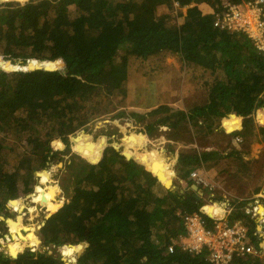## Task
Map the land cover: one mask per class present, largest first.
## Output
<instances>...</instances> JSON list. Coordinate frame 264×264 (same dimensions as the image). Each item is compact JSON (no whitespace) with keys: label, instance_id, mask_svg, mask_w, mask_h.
I'll use <instances>...</instances> for the list:
<instances>
[{"label":"trees","instance_id":"1","mask_svg":"<svg viewBox=\"0 0 264 264\" xmlns=\"http://www.w3.org/2000/svg\"><path fill=\"white\" fill-rule=\"evenodd\" d=\"M1 1L0 209L6 200L9 207L23 204L22 200H12L32 185L35 173L54 155L53 140L84 130L94 119L112 111L113 96L126 95L127 66L123 59H117L122 49L124 56L140 59L162 53L178 55L185 65L198 66L216 76L205 104L192 111L159 106L148 114H136L137 122L130 127L137 134L150 138L175 125L179 129L194 122L209 134L239 130L230 135L239 138L241 144L253 137L264 145V127L253 123L264 125V53L258 52L244 34L213 26L222 0ZM173 3L186 7L181 25H167L169 17L165 14L156 16L158 6L173 7ZM70 7L76 16H70ZM17 63L27 64L26 69L46 67L55 72L12 71ZM158 115L164 116L153 117ZM104 133L98 136L103 145L100 153L95 154V144L83 146L84 156H94L90 163L77 159L66 165L76 174L61 208L55 203L48 209L57 196L47 185L49 174H40L45 189L37 187L32 201L53 213L39 230L43 245H70L62 250L66 264H210L205 248L199 253L183 252L179 246L170 254L166 251L186 232L183 216L197 213L210 231L217 223L212 217H223L225 211L216 204L205 205V198L191 189L189 178L191 171L212 161L217 163L222 157L214 152L181 154L176 172L187 185L179 192L165 187L170 178L162 161L145 160V154L129 150L119 152L111 136ZM10 134L18 142L23 139L25 145L10 144L6 139ZM70 142L64 138L54 145L76 147ZM226 157L240 160L241 153L235 149ZM257 212L262 215L260 206ZM228 220L245 222L248 244L259 250L257 224L242 205L235 207ZM8 224L15 227L17 221ZM24 237V242L34 247L41 244L32 228ZM82 242L87 247L74 263L73 254L83 250ZM10 252L12 256L17 253ZM0 264L63 262L48 252L26 250L16 257L0 254ZM230 264H264V257L235 258Z\"/></svg>","mask_w":264,"mask_h":264},{"label":"rangeland","instance_id":"2","mask_svg":"<svg viewBox=\"0 0 264 264\" xmlns=\"http://www.w3.org/2000/svg\"><path fill=\"white\" fill-rule=\"evenodd\" d=\"M27 1L18 2L25 3ZM69 10L71 17L76 16L73 14V7H70ZM185 12L186 7L158 6L156 8V16L165 14L169 17L167 25H181ZM122 50L118 53L117 59H119L118 61L123 59L122 62L127 66L126 95L124 97L113 96L111 98L112 111L87 124L84 127L85 131L80 129L51 142L54 155L50 156L43 170L35 173L32 185L25 189V192H21L17 200H12V203L22 200L23 204H18L17 207H9L8 200H6L3 209H0V254L11 256L10 251L12 250L17 251L16 257L20 252L28 250L33 253L48 252L60 260L63 258L61 250L70 245L55 246L48 244L45 247L39 236L43 221L49 214L45 207L40 206L38 201H34L35 203L32 201L37 187L45 189V185L40 182V174L43 172L49 174L50 180L47 185L55 190L56 200L62 206L73 188L71 182L74 179L73 174H76L67 169L66 165L70 161H77V159H82L85 162L93 160L94 156H84L83 146L94 143L96 145L95 154L100 153L103 145L98 136L104 132L106 136H111L110 139L117 151L131 150L136 155L145 154V160L162 161L163 164L167 165V171L170 175V184L166 188L178 189L179 192H183L187 184L180 181L176 172L178 157L181 154L214 152L222 157L217 163L212 161L198 168L199 170H194L204 175L211 191L191 181L192 185L198 186V193L205 198V205L216 204L221 207L225 211V217L222 219L225 223L238 205H242V210L245 212L258 205L264 212V164L262 162L264 145L258 143L253 137L247 144L243 145L240 140H236L234 139L236 137L233 138L230 135L239 130L230 133L214 132L209 134L198 123L193 122L191 125L179 129L175 125L174 128L143 141V137L135 132L136 129L130 127L137 122L138 115L136 114H148L159 106H169L174 110L182 111H192L196 107L202 106L205 104L208 90L214 85L213 78L216 76L212 75L209 70H204L198 66L185 65L178 55L162 53L158 56L140 59L124 56L125 49ZM29 62L31 61H28L27 64ZM13 65L12 71H25L26 69V65L22 66L19 63ZM258 110L251 114L253 118ZM168 115L173 117V114ZM161 116L164 115L153 117ZM253 123L256 126L264 127L256 121ZM163 129L164 127L160 128V130ZM64 138H67L70 144V140L75 142L76 147H70L71 145L66 143H64L65 147L63 148L54 145L55 142L64 140ZM89 138H91L90 142L87 140ZM94 138L99 140L94 142ZM0 139L3 140L2 135H0ZM6 139L15 146L16 142L25 145L23 139L18 142L19 139H14L12 134L8 135ZM21 147L26 150V146ZM235 149L241 153L240 160L234 157H226ZM13 163L14 156L11 155L10 164ZM256 190H258L257 193ZM0 200L2 201V199ZM256 201L257 203H255ZM255 220L257 224L255 230L258 232L257 227H262L263 222L259 217H256ZM9 221H17V226L11 228L8 224ZM31 228L38 241L41 242L40 246L34 247L24 242V236ZM258 237L260 240L259 247H261L263 246L261 245L263 239L259 235ZM82 243L84 251L87 244ZM73 256V261L76 263L77 254H73Z\"/></svg>","mask_w":264,"mask_h":264},{"label":"built area","instance_id":"3","mask_svg":"<svg viewBox=\"0 0 264 264\" xmlns=\"http://www.w3.org/2000/svg\"><path fill=\"white\" fill-rule=\"evenodd\" d=\"M221 2V10L215 15L213 26L228 33L244 34L258 52L264 53V0H247L239 3L222 0ZM173 6L179 7L177 3H173ZM190 178L197 185L211 191L201 173L192 171ZM257 208L258 205L253 206L246 211V214L251 218L259 217L263 222L262 227L260 226V235L264 240V212L260 215ZM184 227L185 236L168 246V254L173 252L176 244L187 253H199L201 249H207L206 259L210 264H227L233 255L256 254L248 244L247 227L243 221L225 223L220 220L216 223L215 229L210 231L205 228L200 216L193 213L184 216Z\"/></svg>","mask_w":264,"mask_h":264},{"label":"clouds","instance_id":"4","mask_svg":"<svg viewBox=\"0 0 264 264\" xmlns=\"http://www.w3.org/2000/svg\"><path fill=\"white\" fill-rule=\"evenodd\" d=\"M234 139H236V140H239V138H234ZM192 172V171H191ZM190 172V173H191ZM189 178H190V174H189ZM191 179V178H190ZM191 181H193L194 182V180L193 179H191ZM195 183V182H194ZM192 186H195V187H197V190H194V191H199L198 189V186L197 185H192ZM192 186H191V188H192ZM200 195V194H199ZM207 205V204H206ZM205 207V206H204ZM204 207H203V211H204ZM205 212V211H204ZM207 214V213H206ZM184 217V216H183ZM225 217V213H224V215H223V217L222 218H220V219H216V218H214V217H212L214 220H216L217 222L218 221H220V220H222L223 218ZM251 217V216H250ZM235 221H242V220H235ZM254 221H256L255 220V218H254ZM228 222L229 223H232V222H234V221H229L228 220ZM243 223H245V222H243ZM246 225V224H245ZM246 227H247V225H246ZM248 228V227H247ZM258 228L259 227H257V230H258ZM257 232V231H256ZM258 235L261 237V228L258 230ZM186 234V233H185ZM185 234L184 235H182V236H180L179 238H181V237H184L185 236ZM262 238V237H261ZM179 240V239H178ZM263 241V244H261V245H263V246H261V247H259V250H257L254 246H252V245H249L250 247H252V249H253V251H255L256 252V254H253V255H250V256H237V255H233V257L227 262V264H230L235 258H249V257H254V256H260V257H264V240H262ZM248 242H249V240H248ZM172 244V243H171ZM176 246H177V244H176ZM176 246H174V247H176ZM179 249L181 250V251H183L180 247H179ZM167 252V251H166ZM184 252V251H183ZM187 253V252H186Z\"/></svg>","mask_w":264,"mask_h":264},{"label":"water","instance_id":"5","mask_svg":"<svg viewBox=\"0 0 264 264\" xmlns=\"http://www.w3.org/2000/svg\"><path fill=\"white\" fill-rule=\"evenodd\" d=\"M3 2H4V1H1L0 5H1ZM60 61H62V60H60ZM35 69H43L44 71L55 72V70H53V69H49V68H46V67H32V68H30V69H25V70H35ZM263 110H264V109H263ZM227 116H228V115H227ZM115 149H116V148H115ZM133 160L135 161V159H133ZM135 162H136V161H135ZM149 171H150V170H149ZM165 187H168V186L165 185ZM192 188L195 189V190H197V187H195V186H192ZM61 207H62V206H60L59 208H61ZM59 208H58V209H59ZM58 209H57V210H58ZM57 210H56V211H57ZM56 211H55V212H56ZM52 214H53V213H52ZM52 214H48L46 218H49ZM207 215H208V214H207ZM208 216H209V215H208ZM209 217H211V216H209ZM38 242H40V241H38ZM81 244H83V243H81ZM82 251H83V250H82ZM82 251H81V252H82ZM81 252H80V253H81ZM80 253H79L77 256H79ZM11 256H12V255H11ZM12 257H15V256H12ZM61 260L63 261L64 264H66V262H65V260H64L63 258H61Z\"/></svg>","mask_w":264,"mask_h":264},{"label":"bare ground","instance_id":"6","mask_svg":"<svg viewBox=\"0 0 264 264\" xmlns=\"http://www.w3.org/2000/svg\"><path fill=\"white\" fill-rule=\"evenodd\" d=\"M92 144H94V143H92ZM102 144V143H101ZM131 151V150H130ZM168 169V168H167ZM168 177L170 178V175H169V173H168ZM169 184H170V181H167L164 185H166V186H169ZM55 203H58L57 201H51L50 202V204H49V206H48V209L50 210L51 209V207L55 204ZM221 208V207H220ZM221 210L223 211V209L221 208ZM42 213V212H41ZM19 234V233H18ZM20 236V235H19ZM18 236V237H19ZM21 237V236H20ZM21 238H23V237H21ZM18 239V238H17ZM19 240V239H18ZM16 241V240H15ZM4 243V242H3ZM2 244V243H1ZM63 250V249H62ZM61 250V251H62Z\"/></svg>","mask_w":264,"mask_h":264},{"label":"crops","instance_id":"7","mask_svg":"<svg viewBox=\"0 0 264 264\" xmlns=\"http://www.w3.org/2000/svg\"><path fill=\"white\" fill-rule=\"evenodd\" d=\"M139 135H141V134H139ZM144 137V139L146 140V139H148L146 136H143ZM135 147H136V145H134Z\"/></svg>","mask_w":264,"mask_h":264}]
</instances>
